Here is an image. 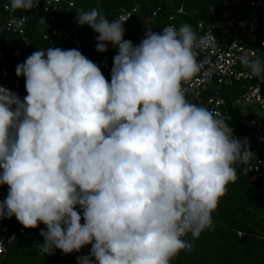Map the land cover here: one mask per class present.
Returning <instances> with one entry per match:
<instances>
[{
    "label": "clouds",
    "instance_id": "1",
    "mask_svg": "<svg viewBox=\"0 0 264 264\" xmlns=\"http://www.w3.org/2000/svg\"><path fill=\"white\" fill-rule=\"evenodd\" d=\"M76 16L98 33L96 51L118 50L111 80L79 50L49 47L16 66L23 100L0 86V186H8L0 220L43 223L40 255L91 245L79 264H171L191 248L188 232L214 228L212 213L238 179L234 165L253 154L186 99L182 85L199 72L204 44L190 25L148 29L134 45L119 20L97 9ZM245 64L264 76V61Z\"/></svg>",
    "mask_w": 264,
    "mask_h": 264
},
{
    "label": "built area",
    "instance_id": "2",
    "mask_svg": "<svg viewBox=\"0 0 264 264\" xmlns=\"http://www.w3.org/2000/svg\"><path fill=\"white\" fill-rule=\"evenodd\" d=\"M131 7H120L116 11L115 19L124 24V39L130 40L134 45L140 43L148 29L161 32L164 27L175 26L180 15H188L189 11L183 5H175L173 0H132ZM251 7L250 18L247 23L242 24L240 31L232 40L225 42L216 34L219 28L214 13L211 20H200L192 30L197 40L204 38V44L200 47L198 60L200 62L199 72L192 79L183 83L182 87L186 99L198 107H203L211 112L217 119L223 120L231 126L234 137L241 141H247L249 150L253 154L250 161L245 164L254 182L264 181V76L253 77L251 71L243 68L246 59H264V0H248ZM149 2V3H147ZM148 6H147V4ZM76 5V0H40L39 5L31 11L23 9H12L10 0H0V50L6 54L4 46V35L14 34L21 36L28 44L26 38L28 14H34L41 18L57 20L64 11H71ZM171 10L168 15L163 13ZM227 26L234 30V18L230 11L223 12ZM56 36L60 37L58 41ZM43 40L50 47L62 49H77L88 59L85 53V43L78 32L64 31L59 33L53 29L50 33L43 34ZM108 51L98 52L96 63L105 78L111 80V69L113 57L117 49L110 43ZM49 48V47H47ZM45 48L44 50H46ZM22 50L17 48L11 55V62L23 63ZM16 66L1 67V86L11 90L17 95L27 93L25 89V78L17 77ZM240 86L243 93L238 100H233V105L240 108L244 113L241 123L247 133L234 134L233 115L227 99L223 95L225 88ZM243 106V107H241ZM247 106H252L257 117H252L247 112ZM8 189H0V201L4 200ZM24 228L17 219L4 218L0 220V260L6 255L9 245L18 240L25 233Z\"/></svg>",
    "mask_w": 264,
    "mask_h": 264
},
{
    "label": "trees",
    "instance_id": "3",
    "mask_svg": "<svg viewBox=\"0 0 264 264\" xmlns=\"http://www.w3.org/2000/svg\"><path fill=\"white\" fill-rule=\"evenodd\" d=\"M173 3L177 6L183 5L189 11L188 15H180L177 18L179 26L188 24L194 28L200 20H211L214 13L219 24L216 34L224 43L233 39L242 24L248 22L251 14L248 0H173ZM132 5V0H76L75 7L71 11H64L57 20L44 18L47 25L40 22L41 17L30 13L26 32L28 44L21 36L4 35L6 54L0 50V68L16 66V63L11 62V55L17 48L22 50L24 62L37 49L50 47L43 40V34L50 33L53 29H58L59 33L78 32L85 43L86 55L90 60L95 59L98 55V33L86 24H78L76 14L97 9L101 15L111 20L118 8ZM170 11H164L163 16L168 15ZM225 11H230L234 18V30L227 26L223 16ZM56 39L59 41L60 37L56 36ZM243 68L250 71L246 64ZM1 83L0 79V86ZM242 93L243 89L236 85L223 91L233 115L234 134L245 135L247 130L241 123L244 113L232 102L238 100ZM26 95L27 93H24L18 97L23 100ZM245 108L252 117L258 116L252 106ZM234 166L238 179L227 186L226 194L220 198L217 209L212 213L214 228L204 230L198 238L188 232L183 239L191 248L181 251L173 258L171 264H264V181H252L245 164L237 162ZM0 189L7 190L8 186H0ZM76 210L83 215L79 206ZM42 229L47 231L43 223L38 228H27L17 241L9 245L0 264H79L77 257L87 256L91 252V245H87L79 252L67 255L58 249L52 255H40L37 248L44 243V237L40 235Z\"/></svg>",
    "mask_w": 264,
    "mask_h": 264
}]
</instances>
